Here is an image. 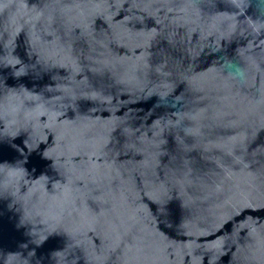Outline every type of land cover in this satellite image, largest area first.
<instances>
[{"label": "water", "instance_id": "obj_1", "mask_svg": "<svg viewBox=\"0 0 264 264\" xmlns=\"http://www.w3.org/2000/svg\"><path fill=\"white\" fill-rule=\"evenodd\" d=\"M0 264H264V0H0Z\"/></svg>", "mask_w": 264, "mask_h": 264}]
</instances>
